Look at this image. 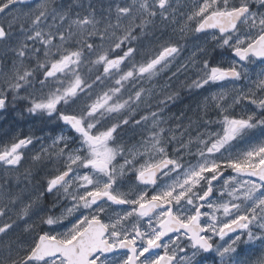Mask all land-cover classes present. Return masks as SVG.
<instances>
[{
  "label": "snow or ice",
  "instance_id": "6c2138e0",
  "mask_svg": "<svg viewBox=\"0 0 264 264\" xmlns=\"http://www.w3.org/2000/svg\"><path fill=\"white\" fill-rule=\"evenodd\" d=\"M181 75L208 93L195 135L167 115ZM18 103L45 134L0 145V264H264V0H0V113ZM29 163L51 166L34 199Z\"/></svg>",
  "mask_w": 264,
  "mask_h": 264
},
{
  "label": "rangeland",
  "instance_id": "374dc122",
  "mask_svg": "<svg viewBox=\"0 0 264 264\" xmlns=\"http://www.w3.org/2000/svg\"><path fill=\"white\" fill-rule=\"evenodd\" d=\"M181 0H178V3ZM58 3L63 4L64 6L68 7V6H74L76 3V0H57ZM93 2L97 5V7H101L102 5H106L107 0H93ZM198 44H204V39H197L195 38L194 33H189L188 37H187V43L185 45V50L182 52L181 54V58L180 60H178V64L179 63H185L187 62V58L189 56H191L193 54V52L196 50V45ZM206 48H208V55L210 58H214V60L218 63H226L228 60L232 59V57H229V55H231L229 52L226 51H221V50H212V46L211 44H205L204 45ZM197 56L200 55L199 52L196 53ZM257 70L258 67H257ZM189 76L191 75V73L188 74ZM184 77L183 75H181L179 77V79H174L172 81V85L175 88L176 91L179 92L178 98L175 100V102L173 103L172 107H203V99L206 95H208L207 92H204L203 90L200 91H190L187 88L183 87V83H184ZM212 91H216L215 88L212 89ZM172 104V103H171ZM170 104V105H171ZM26 107L25 104L23 103H18L14 108H10L7 112H4L2 115H0V126L4 129L5 134H7L9 137H7V139L5 140L4 136L2 135V139L5 140V142H0V145L6 144L8 143L10 140H12V133L13 132H22V130H26L27 132H29V134L31 133H36L37 135H44L45 133L41 132L40 130L42 128H44V124H42L40 122L39 119L35 118V117H31L29 116L26 112H24L23 115H20L19 112L22 111L24 108ZM237 114H241L240 113V109L237 108ZM9 119L11 121V124H5V121ZM12 124H16L19 127L15 128L14 130L10 127V125ZM24 124V127H23ZM56 126L54 124H50L48 125L49 130L52 128H55ZM131 129L127 130L125 135V138H130L133 137L134 135H136V133H134L133 131L130 133ZM1 134L0 133V138H1ZM258 134V133H257ZM129 135V136H128ZM39 147V145H37V148ZM33 152L36 151V149L32 150ZM35 163H29L25 165V167L31 168L32 165H34ZM46 173V168L45 171L42 175V178L40 180H38V182L36 183L35 181V176L34 179H32L30 181V189L29 191L32 193V198H35V195L42 190L43 188V181H44V176ZM20 186L23 187L24 186V182H23V176H21L20 178ZM39 209H43L44 211L45 208L43 206V201H40L39 203ZM44 211L40 212L41 215L44 214ZM37 219L36 216H32L31 219H27V218H21L18 219L16 221V227L15 230L10 233V238L12 240H19L20 242H27L30 237H31V229L28 228V224H30L32 222V220ZM27 220V222H26Z\"/></svg>",
  "mask_w": 264,
  "mask_h": 264
},
{
  "label": "flooded vegetation",
  "instance_id": "af4514ba",
  "mask_svg": "<svg viewBox=\"0 0 264 264\" xmlns=\"http://www.w3.org/2000/svg\"><path fill=\"white\" fill-rule=\"evenodd\" d=\"M181 2H182V0L179 3H181ZM194 35H195V38H196V34H194ZM200 39H204V38L201 37ZM229 57H232V56L229 55ZM172 105H173V103L171 105H169V109H168L167 115L170 118L178 117L181 120H183V123L186 126H189V129H190L191 133L193 135H195V133L197 131V128L199 126V123H200V121L197 119V114L201 112V109L203 107H191V106L190 107H172ZM2 114L3 113H0V115H2ZM185 117H187V119H185ZM211 118L212 119H217V117H216L214 112L211 113ZM189 119L191 120V124L190 125H189ZM10 127L14 130L15 128H18L19 126L16 125V124H12V125H10ZM23 127H24V125H23ZM22 131L23 132H19V131H17L16 133L13 132L12 133V139L15 138V137H18V136L19 137H23L24 135H28L29 134V132H27L26 130H22ZM131 132H132V130H130L129 135H130ZM0 133H2L1 134V138H0V142H5V140L9 136L7 134H5L4 129L1 126H0ZM2 135L4 136L5 140L2 139ZM29 147L31 148V146H29ZM50 167L51 166L45 167L46 168V173L50 169ZM46 173H45V176H44V180L46 178ZM43 183H44V181H43ZM53 200H54V197H52L51 195H45L44 199L41 200V201H43V206H44L46 211L51 210V212H57L58 213L59 209L57 207L53 206ZM238 251L240 252V256H241L242 259L246 258V257H254V256L259 254L260 245H259L258 242L256 244H251V245L250 244H243V245L240 246Z\"/></svg>",
  "mask_w": 264,
  "mask_h": 264
},
{
  "label": "trees",
  "instance_id": "16d2710c",
  "mask_svg": "<svg viewBox=\"0 0 264 264\" xmlns=\"http://www.w3.org/2000/svg\"><path fill=\"white\" fill-rule=\"evenodd\" d=\"M5 124H11V121L9 119H7L5 121ZM28 165H27L26 168H29ZM31 169H32L33 175L35 176V181L37 183L38 180H40L42 178V175H43V173L45 171V165H42V164H39V163H35L34 165L31 166Z\"/></svg>",
  "mask_w": 264,
  "mask_h": 264
},
{
  "label": "bare ground",
  "instance_id": "6f19581e",
  "mask_svg": "<svg viewBox=\"0 0 264 264\" xmlns=\"http://www.w3.org/2000/svg\"><path fill=\"white\" fill-rule=\"evenodd\" d=\"M23 132V131H22Z\"/></svg>",
  "mask_w": 264,
  "mask_h": 264
}]
</instances>
